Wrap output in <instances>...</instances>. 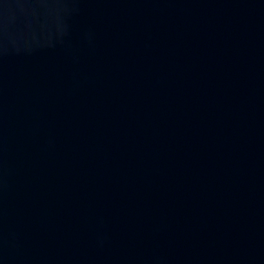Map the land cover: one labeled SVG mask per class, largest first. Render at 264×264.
Listing matches in <instances>:
<instances>
[{
  "label": "water",
  "instance_id": "obj_1",
  "mask_svg": "<svg viewBox=\"0 0 264 264\" xmlns=\"http://www.w3.org/2000/svg\"><path fill=\"white\" fill-rule=\"evenodd\" d=\"M0 264H264V0H0Z\"/></svg>",
  "mask_w": 264,
  "mask_h": 264
}]
</instances>
